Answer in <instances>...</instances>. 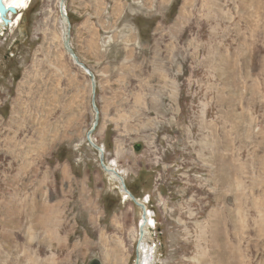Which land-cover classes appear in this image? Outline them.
<instances>
[{"label": "rangeland", "instance_id": "374dc122", "mask_svg": "<svg viewBox=\"0 0 264 264\" xmlns=\"http://www.w3.org/2000/svg\"><path fill=\"white\" fill-rule=\"evenodd\" d=\"M59 1L0 31V264L16 246L39 250L32 264H133L141 211L86 141L90 79L63 49ZM64 11L95 76L93 142L148 200L155 264H264V0Z\"/></svg>", "mask_w": 264, "mask_h": 264}, {"label": "water", "instance_id": "95a60500", "mask_svg": "<svg viewBox=\"0 0 264 264\" xmlns=\"http://www.w3.org/2000/svg\"><path fill=\"white\" fill-rule=\"evenodd\" d=\"M17 11L15 8L13 7H6L5 4L3 3V0H0V19L3 22V27H6L9 25V18H7V16L9 14H16ZM59 13L61 18L63 19L64 23H65V31H64V35L62 37V41H63V49L64 51L67 53V55L69 56V58L71 59V61L74 63V65H76L77 67L81 68L84 73L89 77L90 79V83H91V94H92V100H91V105L93 108V111L95 113L94 116V121L92 123L91 128L88 130V132L86 133V141L88 143V145L96 151L97 156H98V162H99V166L102 169V171L107 175V176H113L115 179L111 180L115 183H117V186H119V189L121 194H123L125 197H127L129 200H131L133 202V204L135 206H137L140 211H141V219L143 220L144 224H148V211L146 208V205L140 200V199H136L134 197V195L129 191V189L127 188L124 178L119 175L117 173V171H115L114 169L110 168L109 165H107L104 161V151L103 149L96 145L93 142L92 139V134L93 131L96 129L97 124H98V119H99V111L95 105V101H94V94H95V89H96V82H95V76L93 74V72L83 63L79 60L78 56L75 54L71 43H70V30H71V24L69 22V19L67 17V14L64 11V0H60L59 1ZM134 150L136 152H139L141 150V146L140 145H135ZM140 224V223H139ZM143 237V228L141 225H139V240L136 246V252H135V259L133 264H140L139 263V252H138V245L140 243V240ZM88 264H102L101 260L98 258H93L91 259Z\"/></svg>", "mask_w": 264, "mask_h": 264}, {"label": "bare ground", "instance_id": "6f19581e", "mask_svg": "<svg viewBox=\"0 0 264 264\" xmlns=\"http://www.w3.org/2000/svg\"><path fill=\"white\" fill-rule=\"evenodd\" d=\"M30 2H31V0H3V3L5 4L6 7L15 8L17 13L14 14V15L13 14H9L7 16V18H9V25L6 26V27H3V22L0 19V31L1 32L4 31V30L6 31L8 29H12L13 27L18 26V23L20 21V16H21L20 13L22 11H25L28 8V5L30 4ZM15 19H16V21H15ZM60 21H61V24H62V35H64L65 23H64L63 19L61 18V16H60ZM90 89H91V83H90ZM93 116H95L94 111H93ZM109 167L115 170V168H113V165L111 163H110ZM117 173L119 175H121V173H119L118 171H117ZM109 178L111 180L115 179L113 176H110ZM119 192H120V190H119ZM121 195H122L124 200H129L123 194H121ZM141 201L145 205L148 202V201H145V200H141ZM139 222H140L139 225H141L142 228H143V237L140 240V243L138 245L139 263L140 264H155L154 256H155V253H156V250H155L156 248H155V246H153L152 237H151V232H152L151 229H154L155 226H154V220L152 219L151 213L148 211V222H149L148 224L147 223L144 224V222L141 219V217H140ZM139 225H138V227H139Z\"/></svg>", "mask_w": 264, "mask_h": 264}, {"label": "crops", "instance_id": "0c3cea01", "mask_svg": "<svg viewBox=\"0 0 264 264\" xmlns=\"http://www.w3.org/2000/svg\"><path fill=\"white\" fill-rule=\"evenodd\" d=\"M29 225H36V224H29ZM26 230H27L29 235H32V234L29 233L30 229L26 228ZM52 235H53V237H55L58 240L59 237L58 238L56 237L57 233L52 232ZM17 251H19V252H17ZM31 252L33 254H35V253H38L39 250L38 249L37 250L28 249L27 250L25 247L16 246V248L13 249L11 254L13 256H17V254H22V258H20L18 260L15 259V260H13V262H10V264H32V263H35L39 259V256L38 255H32L33 259L27 258L28 257V253H31Z\"/></svg>", "mask_w": 264, "mask_h": 264}]
</instances>
